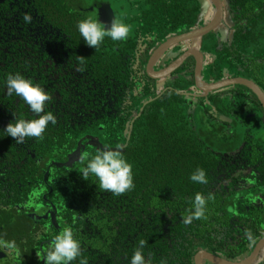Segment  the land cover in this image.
Wrapping results in <instances>:
<instances>
[{
	"label": "flooded vegetation",
	"instance_id": "obj_1",
	"mask_svg": "<svg viewBox=\"0 0 264 264\" xmlns=\"http://www.w3.org/2000/svg\"><path fill=\"white\" fill-rule=\"evenodd\" d=\"M52 1L54 0H49V2ZM199 1L200 15L191 30L206 26L213 20L218 11L214 1L211 0L212 11L211 9L207 11L205 4L201 0ZM55 2L57 5L59 4V8L65 13L64 19L66 22H68L67 19L70 21L69 27L71 29L69 31L63 28L67 27L66 24L58 23L55 16L48 14L53 9L55 10L56 7L52 4H50L52 7L46 5L45 0H0V19L2 12H4L3 14L6 16L4 26L11 40V46L18 45L28 49L29 47L27 46L31 48L32 45L35 48L36 45L37 55L32 53L34 52L33 50L31 52L27 49L23 51H26V58L29 60L38 61L42 57L39 60H41L40 66L43 72L37 73V76L46 77L45 81L50 80L52 82L54 80L55 82L59 72L57 74H54V72L58 69L61 70L63 66H69V63L80 56L78 54L80 49H77L74 41L69 40V38L72 36V26H74L77 33L79 32L78 22L81 19L93 16L104 22L106 27L108 26L109 28L115 18L123 19L131 25V33L127 40L113 41L110 37H106V40L98 49L93 47L91 51L89 48L92 46H89L87 50L83 51L85 54H94L100 60H110L112 67L111 69L105 68L102 70L103 77L99 79L100 82L97 84L83 87L81 92L74 91L75 98H71L72 103H74L73 107L66 104V101L64 107H61V109L71 112L69 122H63L62 120L63 125L66 128L75 130V133L79 132L78 134L80 135L76 149L68 154V158L62 161H51L46 164V167L43 168L42 179L36 175L42 169L43 163L39 162V169L32 172L29 171L32 176L31 180H29V176L26 177L27 184L32 187V193L28 192L26 196L23 194L19 195L21 200L15 204H12L9 199H13L12 196L21 193H17L11 186L18 182V187L22 191V182L14 178V169H12L10 161L6 163L7 168L5 165L1 166V183L8 184L10 189L8 192L6 187L3 186L5 193L0 196V206H2L1 209H6L8 212L10 210V212L6 215V218L0 216V236L8 240L14 239L22 250V255L21 257H14L11 254L0 251L3 254L0 257V264H46V259L42 260L40 258L38 262V258L33 256L42 257L46 253L53 236L58 234L64 227L72 226L71 219L73 218L81 220L78 221L81 225L80 233L75 231L77 238L81 242V247L83 248V244L86 241L82 237H88L90 244L87 246V250H89L90 254H94L96 248L91 242L95 238L98 226L102 223V220H98L96 215H94L97 205L94 208H90L88 206V204H91L90 201L79 203V201L67 200V210L61 209V195L58 194V187L61 185V181H67V177H63L62 174L60 175L61 171L53 170L52 168L56 167L59 169L73 165L77 160L82 159L83 153L89 145L97 146L98 149L108 148L123 153L132 137L135 123L146 106L159 98L170 99L169 96L173 90L188 99L194 100V102L202 98L208 106L209 110L207 112L211 117H209L207 124L210 130L199 131L204 135L202 139L206 141L209 147L214 146L217 148L219 146L221 141L218 140L222 136L223 131L233 137L234 131L237 132L238 130L237 126H243L249 131L251 130L249 126L253 127L255 123L264 127V107L257 94L242 83L231 82L235 79H248L254 82L264 93V25L261 26L257 41H252L250 38L248 40L249 50L242 51L247 57L236 60L234 58L236 57L235 53H231V60L234 63L225 61L223 55L227 49H231L235 43H240L241 45L247 42V37L257 35L248 33L249 24L234 22L231 11V5H234L233 0H220L224 18L223 22L220 21L213 30L198 38L182 40L166 47L163 45L168 40L183 35L188 31L167 36L161 33L157 28L155 16L150 11V6H152L150 5V0H55ZM25 13L32 15L31 23L24 21L23 16ZM108 22L109 24H107ZM59 24L63 31L59 28ZM257 27L260 28V26ZM240 30L242 31L240 32ZM0 32H2L1 25ZM193 49L200 52L203 56L201 72L203 82L216 83L230 80L231 83H227L217 89H210L208 92L200 88L196 84L195 77L197 59L193 54H188ZM158 51H161V53L153 60L152 58ZM184 55H186L184 58L178 60ZM12 58L15 59V57ZM220 59L222 63L219 61ZM209 61H212L213 64L217 62L215 71L211 70V65H207ZM170 65H172V69L170 67L172 72L167 71ZM218 66L221 67L218 68ZM82 76L85 80L88 77L86 72ZM175 79L178 81H174ZM190 79L193 82H189L188 80ZM49 89L53 90V87L45 88L46 91ZM85 100L88 103L91 102L92 105L85 108L86 106L83 104ZM142 100L143 102L140 105ZM256 100L260 103L261 109L256 104ZM139 105L140 107L135 110L134 115L128 120L123 130V137L126 141H121L113 147L105 145L99 136L100 133H98V129H104L105 123L102 122L98 125L97 120L104 117L115 118L117 115L124 114L127 110L129 111V109L134 110L135 106ZM168 109H171V105H169ZM261 111L263 115L260 113ZM218 114L225 115L230 120L222 119L218 117ZM241 115H244L243 118ZM259 117H261L260 121L257 120ZM249 118H255L256 120L247 121ZM230 135L225 137V142H228L226 147L227 145L230 147L231 143H233L231 139H227L228 136L231 138ZM248 136V139L242 143L240 149L236 152H226L221 149L212 152L219 160L217 165H214L209 170V183H211V191L215 194L217 192L225 194L224 189L231 191L233 188L235 192H240L244 188L247 192L245 197L248 199L241 203L245 206L254 205L259 209L256 211L257 216L251 218L249 223H256L260 226L257 230L241 233L249 238V244L244 245V248H241L237 254L226 253L221 247L217 248L221 242L222 234L212 231L211 234L214 235V243L216 244L213 250L209 247H199L191 257V260L179 259L172 252L174 243L173 238L169 236L170 223L168 221L157 223V220H155L151 225V229L153 231L157 230L155 231L157 235L154 237L162 243L161 249L164 252L160 249V254H163L166 260L168 258L171 259L168 264H196V258L201 252H209L232 262H241L251 257L258 244L264 241V166L259 161L250 165L247 158L244 157L246 151H241L244 147L250 155L254 153L252 151V140H250V138H253L251 131ZM77 151L81 154L77 155ZM27 153L28 155L31 154L32 158L36 157L35 153L31 152L30 149ZM73 155H75V158L72 163L65 164ZM238 170L247 172V175L238 177L235 181L237 184L231 189H228L226 185L224 189H221L220 182H225L228 179L234 180L235 172ZM230 173L232 175L229 176ZM35 183H38V185H35ZM228 201V205L235 207L237 212L238 200L234 198V194L230 196ZM71 203L73 204L71 205ZM104 204L106 203L104 202ZM88 208L92 213L91 216L85 215ZM77 209L79 210L77 211ZM103 210H105V207ZM97 211L99 212V210ZM237 214L243 215L244 213L238 212ZM164 220L168 219L164 218ZM212 220L213 223L217 221L215 218ZM131 223L126 226L125 234L128 235V238L133 237L136 239L140 236L144 224L138 217H134ZM107 224L110 225L108 228H116V225L111 220ZM3 230L7 233L2 232ZM186 235L184 234V236ZM203 238L204 240L207 239L205 236ZM182 239V237L178 238L180 241ZM139 244L138 242L137 247L140 246ZM125 245L126 238L120 239L117 244L120 250H123ZM120 250H115V252L117 257L123 258L125 253L122 254ZM256 253L255 259L249 264H264V243ZM92 261L93 259L89 264H93ZM114 261L116 264L118 260ZM201 263L214 264L206 257L201 258ZM103 264L109 263L104 261ZM128 264H131V261Z\"/></svg>",
	"mask_w": 264,
	"mask_h": 264
},
{
	"label": "trees",
	"instance_id": "obj_2",
	"mask_svg": "<svg viewBox=\"0 0 264 264\" xmlns=\"http://www.w3.org/2000/svg\"><path fill=\"white\" fill-rule=\"evenodd\" d=\"M150 1V5H152L150 6V11L155 16L157 28L165 36L189 31L194 28L195 23L198 21L200 15L199 0ZM233 1L234 5H231V11L234 22L249 24L248 33L257 35L247 37V42L241 45L240 43H235L231 49H227L226 53L224 52V60L232 63L234 61L231 60V53H235L236 57L234 58L236 60L245 56L247 57L242 51L249 50L248 40L250 38L252 41H257L261 26L264 25V0ZM45 3L46 5L51 6L50 4H52L56 7L55 10L53 9L48 14L55 16L58 23L62 25L66 24L67 27L63 28L69 31L71 29L69 27L70 21L67 19L68 22H66L64 19L65 13L59 8V4L57 5L55 0L52 2L45 0ZM46 5L45 7L47 8ZM3 13L0 19L2 27V32H0V168L4 165L6 167V163L10 161L9 163L12 164L11 167L14 169V178L22 182V191L18 187V182L14 186L13 184L11 186L17 193H21L15 194L12 196L13 199H9L12 201V204H15L21 200L20 196L22 194L26 196L28 192L32 193V187L27 184L26 180L27 176H29V180L32 178L29 171L32 172L39 169V162H42V169L36 174L42 179L43 168L46 167V164L51 161L66 160L69 156L68 154L76 149L80 138L79 132L75 133V130L66 128L63 125L62 120L63 122H69L71 112L61 109V107H64L65 101L67 102L66 104L73 107L74 103H72L71 98H75L74 91L81 92L83 87H90L100 82L99 79L103 77L102 70L105 68L111 69L112 63L108 59L100 60L94 54L83 53L84 50L88 49L89 45H87L81 34L77 33L74 26H72V36L69 40H73L77 49H80L78 52L80 56L69 63V66H63L61 70L58 69L54 72V74L59 72V76L55 82L54 80L52 82L50 80L45 81L46 77L37 76V73L43 72L40 66L41 60H39L42 57L38 61H34V59L29 60L26 58V51H23L27 48L24 49L18 45L11 46V40L4 26L6 16ZM242 18L244 19L242 20ZM60 24L59 28H61ZM255 26H260V28H256ZM61 30L63 31L62 28ZM27 47H29L27 49L29 52L33 50L34 52L32 53L37 55L36 45L35 48L32 45L31 48L30 46ZM89 50L92 51L93 47H90ZM12 57H15V59ZM221 59L219 60L220 62ZM207 65H211V70L215 71L217 62L213 64L212 61H209ZM221 66H218V68ZM85 72L88 75L86 80L82 76ZM15 73L23 74L26 78L42 84L44 88L53 87V90H47L51 95V100L46 102L47 107L45 111H52L57 117V122L55 124L49 122L42 140L29 137L23 143H17L15 138L10 135L7 136V133L4 132L7 125L14 121L16 117L35 118V114L32 113L30 106L21 97L15 93L9 94L8 92L7 77L9 74ZM174 81L177 82L178 80L175 79ZM188 81L193 82L192 79ZM243 88L245 87L243 86ZM169 97L170 99L159 98L146 106L135 123L128 146L121 153L134 165L135 187L131 190L120 195H115L112 192L99 188L97 178L90 176L88 179H85L83 177L82 173L86 164L84 157L88 154H94L99 150L94 145L87 146L82 159L77 160L73 165L59 169L56 167L52 168L53 170L61 171L60 175L62 174L63 177H67V181H61V185L58 187V194L61 195L62 203L60 208L67 210V200H73V202L79 201V203L90 201L91 204H88V206L94 208L97 205L94 215H96L98 220H102V223L97 228L95 238L91 242L96 248L94 254H90L89 250H87V246L90 244L89 238L82 237L86 240L82 248V257L73 261L72 264H80L81 259L86 260L87 264L92 259L93 264H103L104 261H107L109 264H115L114 260H118L116 264H128L135 250L138 248V242L140 243L141 240L146 241L144 254L146 259L150 261V264L170 263V258L166 260L164 255L160 254L162 243L154 237L157 235L155 232L157 230L153 231L151 229V225L155 220H157V223H163V221L170 223L169 236L173 238L174 243L172 252L179 259L183 258L188 261L191 260V257L199 247H209L212 250L216 247L214 235L211 234L212 231L222 234L221 242L217 248L221 247L224 252L234 255L239 253L241 248H244V245L249 244V238L241 233L257 230L260 226L256 223H249L251 222V218L257 216L256 211L259 209L254 205L245 206L241 203L248 199L245 197L246 190L243 188L240 192H235L234 188L231 191L224 189L225 185L228 189H231L237 184L235 182L236 179L246 176L247 172L238 170L235 172L236 176L234 180L228 179L225 182H220V187L225 190V194H219L218 192L215 194L210 189L209 170L214 165H217L219 160L212 153L214 150L219 151L221 149L226 152H236L240 149L242 143L248 139L250 131L253 137L250 140H252V151L254 153L250 155L245 147L241 151H246L244 157L247 158L248 164L251 165L253 162L259 161L264 166V127L258 126L255 123L253 127L249 126L251 128L249 131L243 126H237L238 130L237 132L234 131L233 137L223 131L222 136L218 140L221 143L217 148L210 146L211 149L206 141L202 139L204 135L199 131L205 132L206 129L210 128L207 123L211 115L207 112L209 109L204 100L201 98L197 102H194V100L188 99L174 90ZM142 102L143 100L140 105ZM89 103L87 100L83 102L86 106L85 108L92 105V103ZM256 104L261 109L258 100H256ZM140 105L135 106L134 110L129 109L124 114L117 115L115 118L104 117L97 120L98 125L102 122L105 123L104 129H98L99 136L105 145L113 147L121 141H126L123 137V130L128 120L132 118L135 110H138ZM169 105H171V109H168ZM260 113L263 115L262 111ZM254 120L256 119L249 118L247 121ZM257 120L260 121L261 117L257 118ZM226 135L231 136V138L229 136L227 138L233 142L230 147L228 145L226 147V143H228L225 142ZM223 137L224 139H222ZM29 149L35 153V158H32L31 154L28 155L27 151ZM200 167L204 168L207 172L208 183L206 184L194 182L190 178L192 173ZM230 175L232 174L230 173ZM1 181L0 178V196L1 194L3 196V193H5L3 186L6 187L8 192L10 186L7 183V185L3 182L1 183ZM35 185H38V183H35ZM65 185H67V188L64 187ZM23 191L24 193H22ZM197 193H202L208 198L207 201L211 202H207L205 214L201 218H193L189 223L187 222V217L194 215V200ZM233 194L234 198L238 200L237 212L235 211V207L228 205V200ZM80 206L82 205L80 204ZM104 207L105 210H103ZM1 208L2 206H0V216L6 218L10 210L8 212V210ZM238 212L244 214L239 215L237 214ZM91 214L88 208L85 215L91 216ZM134 217H138L144 224L140 236L136 239L133 237L128 238V235L125 234L126 226L132 224L131 222ZM164 218L168 220H164ZM214 218L217 221L213 223L212 219ZM109 220L113 221L116 228H108L110 226L107 224ZM78 221L81 220L71 219V225L77 233H80L81 225ZM111 229L113 230L111 231ZM2 232L6 231L3 230ZM184 234L187 235L184 236ZM203 236L207 239L204 240ZM179 237L183 238L182 241L178 240ZM123 238H126V245L123 246V250H120L117 244ZM115 250H120L122 254L125 253L123 258L117 257ZM33 257L38 258L39 262L40 256L35 255Z\"/></svg>",
	"mask_w": 264,
	"mask_h": 264
},
{
	"label": "clouds",
	"instance_id": "obj_3",
	"mask_svg": "<svg viewBox=\"0 0 264 264\" xmlns=\"http://www.w3.org/2000/svg\"><path fill=\"white\" fill-rule=\"evenodd\" d=\"M23 19L27 23L32 22V15L25 13ZM78 30L87 45L98 49L110 37L113 41H123L129 38L131 25L123 19L115 18L111 27L93 16L83 18L78 22ZM83 58V57H81ZM83 70V69H81ZM9 94L15 93L30 106L35 118H17L9 123L4 132L7 136L16 139L17 143H23L26 138L33 137L42 140L49 122L55 124L57 117L52 111H45L51 95L44 86L26 78L21 73L9 74L7 77ZM86 161L83 177L88 179L90 176L98 179L99 188L112 192L115 195L123 194L135 187L134 184V165L121 154L120 151L112 149H99L94 154L84 157ZM191 180L200 184L208 183L207 172L204 168H197L191 175ZM207 197L202 193H197L194 200V215L187 217V222L193 218H201L206 211ZM146 241L141 240L140 246L135 250L131 257V264H150L144 254ZM0 251L11 254L14 257H21L22 250L17 242L5 239L0 236ZM82 257L81 242L77 238L72 226L64 227L58 234H55L50 241L46 253L40 258L46 259V264H72ZM80 264H87L81 259Z\"/></svg>",
	"mask_w": 264,
	"mask_h": 264
},
{
	"label": "water",
	"instance_id": "obj_4",
	"mask_svg": "<svg viewBox=\"0 0 264 264\" xmlns=\"http://www.w3.org/2000/svg\"><path fill=\"white\" fill-rule=\"evenodd\" d=\"M212 1H214V3L216 4V6L218 7V11L216 13V16L213 18L212 21H210L206 26L199 27L197 29H193L191 31L186 32L183 35H180V36H176V37L171 38L163 46L166 47V46L171 45L172 43H176V42H179V41H182V40H186V39L198 38V37H200V36L208 33L210 30H213L219 24V22L223 20L224 15H223V10L221 8L222 5H221L220 0H212ZM107 24H109V22ZM159 53H161V51H158L154 55V57L152 59L153 60H154V58L156 59V57L159 55ZM188 54H193L196 57V59H197V66H196V71H195V77H196V84L200 88H202L203 90H205L206 92H208L210 89H217V88H219V87H221V86H223V85H225L227 83H231V82H234V83H242L245 86L251 88L257 94L258 98L260 99V101L262 102L263 107H264V93L261 91V89L254 82L249 81L248 79H244V78H242V79H235V80H232L231 82H230V80H223V81H219V82H216V83H206V82H203V80L201 79V72H202V67H203V56L201 55L200 52L196 51L195 49L190 50L188 52ZM185 56L186 55H184L183 57L178 58V60H180L181 58H184ZM153 60H152V62H153ZM171 66L172 65L169 66V68H168L169 70H167L168 72H170V71L172 72V70H170V67ZM171 69H172V67H171ZM163 74H165V73L163 72ZM218 117H220L222 119H225V120H230V118L227 117V116H225V115L218 114ZM77 150L79 151V149H77ZM80 154H81L80 152L77 153V155H80ZM74 158H75V155H73L72 157H70L68 159V161L65 162V164H71L72 163V160ZM263 243H264V241H261L258 244V246L256 247L255 252L253 253V255L251 257H249L247 260H244V261H241V262H232V261H229V260L222 259V258H220V257H218L216 255H213V254L209 253V252H201V253H199V255L196 258V264H202L201 263V258H204V257L208 258V260H210L214 264H249V263H251L255 259V256L257 255L256 252L259 249V247L262 246ZM1 256H3V254L0 252V257Z\"/></svg>",
	"mask_w": 264,
	"mask_h": 264
},
{
	"label": "rangeland",
	"instance_id": "obj_5",
	"mask_svg": "<svg viewBox=\"0 0 264 264\" xmlns=\"http://www.w3.org/2000/svg\"><path fill=\"white\" fill-rule=\"evenodd\" d=\"M202 2L205 4V9L212 11V4H211V0H202ZM228 16V15H227ZM223 22V21H222ZM244 115H241V117L243 118Z\"/></svg>",
	"mask_w": 264,
	"mask_h": 264
}]
</instances>
